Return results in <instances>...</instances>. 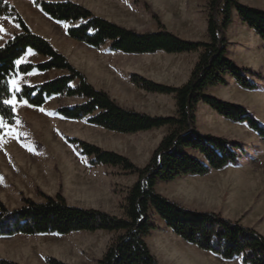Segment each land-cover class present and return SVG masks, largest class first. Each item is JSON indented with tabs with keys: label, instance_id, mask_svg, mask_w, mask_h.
Returning a JSON list of instances; mask_svg holds the SVG:
<instances>
[{
	"label": "trees",
	"instance_id": "16d2710c",
	"mask_svg": "<svg viewBox=\"0 0 264 264\" xmlns=\"http://www.w3.org/2000/svg\"><path fill=\"white\" fill-rule=\"evenodd\" d=\"M35 4L51 19L71 24L68 36L87 46L100 49L109 44L112 51L125 54L199 53V59L189 81L179 87L159 84L137 74L131 76V82L148 93L173 95L176 116H152L126 109L107 92L96 89L48 39L32 32L14 7L0 0V17L13 18L21 28L19 34L0 47V120L12 126L17 119L15 110L5 104V100L15 97L31 107L42 108L49 99L64 96L80 100L75 105L57 108L56 114L66 120H85L89 125L125 135L169 127L168 134L143 168L114 151L67 138L83 156L92 159V166L120 167L126 174L138 176L121 205L123 217L99 209L72 206L61 188L56 196L40 192L43 203L22 196L23 206L14 210L0 200V238L114 232L118 236L98 264H161L146 242V237L156 230L153 215H157L176 236L200 250L227 261L241 258L242 264H264V235L221 214L182 207L156 190L159 182L206 176L214 170L237 166L249 155L242 143L205 135L197 129L200 104L209 106L227 120L245 123L264 140V126L248 107L206 93L210 87H229L231 79L245 90L260 89L257 81L264 82L263 74L241 68L229 58L227 32L237 15L264 43V9L240 0H208V41H190L168 31L157 16L158 31L139 33L97 16L71 0H36ZM28 50L46 60L17 65L16 61ZM52 70H63L67 74L37 85H23L19 92L13 93L10 82L19 75ZM190 150L200 157L190 154ZM46 261L47 264H68L53 257ZM0 264L21 263L0 259Z\"/></svg>",
	"mask_w": 264,
	"mask_h": 264
},
{
	"label": "rangeland",
	"instance_id": "374dc122",
	"mask_svg": "<svg viewBox=\"0 0 264 264\" xmlns=\"http://www.w3.org/2000/svg\"><path fill=\"white\" fill-rule=\"evenodd\" d=\"M35 1L4 0L18 11L34 33L48 38L52 45L78 70L81 71L83 66L90 62L92 56L95 58L110 56L104 59L105 63L120 61L118 55L109 53V45L103 47L101 51H91L85 44L72 40L67 34L71 24L57 25L45 19ZM71 1L84 5L97 16L115 21L137 32L148 31L153 25L158 26L159 29L155 16L167 30L180 35H187L189 28L200 30L208 19V0ZM243 1L257 6L256 8L264 9V0ZM11 20L15 22L13 18ZM11 35L13 37L14 33ZM227 38L230 59L238 57L240 50L250 48L249 45L254 41V37L249 31H245L244 24L237 15L234 16L233 25L227 32ZM243 39L248 40L247 44H244ZM257 47L259 51H262L264 44L259 43ZM183 63L182 59L159 56L140 63L137 67H141L147 73L146 75L154 79L166 80L165 74H177L173 71L171 73L169 66ZM260 65L261 70L251 69L264 76L262 59ZM62 74L66 72L33 73L27 77L19 75L13 80L18 81L21 89L23 85H37L60 77ZM93 75L96 77L94 81L97 86L105 88V92L112 98L120 100L117 103L121 106L150 114L168 112L171 109L172 101H162L155 94L134 85L131 82L133 74ZM257 82L260 84L259 90H264V82ZM231 91V98L240 102L237 104L243 105V102L248 104L250 111L256 109L255 104L263 101L262 97L257 95H244ZM12 101L15 104L17 119L14 125L8 126L14 134L8 135V129H0V137H2L0 140V200L6 207L10 210L21 208L22 196L36 202H44L40 192L56 196L62 188L64 197L72 206L99 209L123 217L121 205L128 190L117 182L121 177L132 174H126L120 167L92 166V159L83 156L78 147L67 142V138L86 141L141 163L157 149L161 142V134L155 132L147 135L121 136L89 125L85 120L70 121L56 114L59 107L79 103L80 100L77 98L53 97L42 108L31 107L25 101L19 102L15 97ZM254 115L257 118V115ZM259 122L264 126L262 121ZM223 128L224 131L222 129V132L216 131L213 136L242 143L249 155L243 158L239 165L214 170L203 179H185L168 184L163 187L167 196H163L187 209L213 212L227 218L224 215L226 209L221 204L220 195L217 190H214V187L220 186L225 194L223 200L229 197L237 203L226 212L230 215L227 219L241 222L244 226L253 228L264 235V211L259 217L261 210H264V182L263 185L259 183V176L264 179V143L258 142L257 146L251 147L246 137H233V127ZM189 153L197 158L200 157L191 150ZM248 200L250 206L241 214V219L233 220L231 217L239 214H237L238 203L248 202ZM153 222L156 230L146 237V242L158 261L161 264H194L193 261L189 262L198 255L197 251L191 248L193 245L186 243L166 226L161 225L157 215H153ZM117 236L118 234L114 232H96L74 233L66 236L50 234L3 237L0 238V259L13 260L21 264H47V258L53 257L68 264H98Z\"/></svg>",
	"mask_w": 264,
	"mask_h": 264
},
{
	"label": "crops",
	"instance_id": "0c3cea01",
	"mask_svg": "<svg viewBox=\"0 0 264 264\" xmlns=\"http://www.w3.org/2000/svg\"><path fill=\"white\" fill-rule=\"evenodd\" d=\"M49 1L56 2V1H60V0H49ZM240 1L246 5L251 6V7H257L255 5L246 3L243 0H240ZM42 15H43V17H45V19H48L49 21L53 22L54 24H57V25L69 24V23H65V22L55 21V20L51 19L50 17H48L44 13ZM11 19L12 18H10L8 16L0 17V26H3L4 29H6V34L0 33V47H2L9 39H11V37H12L11 33H14V35H15V34H19L21 32L20 26L15 27L14 25H18V24L15 22H12ZM107 20H109V19H107ZM109 21H112V20H109ZM112 22L117 23L115 21H112ZM117 24L121 25L120 23H117ZM121 26L125 27L124 25H121ZM126 28H128V27H126ZM128 29H131V28H128ZM244 29L247 32L249 31V33L254 37L253 38V40H254L253 44H250V45L248 44L250 46V48H248L246 50H240L238 57L237 56L232 57V60L235 61L236 63H238V65L242 68H247V69L253 68V69L261 70L260 69V66H261L260 60L262 59L264 61V49L262 51H259L257 46L259 43H263V42L261 41L260 37L256 34V32L254 30L249 29L248 26L245 24H244ZM156 31H158V26L153 25L150 30L144 31V32H139V33H151V32H156ZM32 32H34V31L32 30ZM170 32L175 34L176 36L184 39V40L208 41V19H207V22L205 23L204 27L201 28L200 30H197V28H192V29L189 28L186 32L187 35H180V34H177L173 31H171V30H170ZM37 35H40V36L46 38L44 35H41V34H37ZM242 36H244V35H242ZM46 39H48V38H46ZM242 41H244V44H247L246 41H248V40L243 39ZM85 46L88 49H90L91 51H101V49H103V47L100 49H96V48H93V47H90L87 45H85ZM106 46H104V47H106ZM109 48H110V46H109ZM109 53L114 54V55H118L120 61L118 63H116V62L105 63L104 59L108 58L110 56L106 55L103 58H95L94 56H92V57H90V59H91L90 62L86 66H83V68L81 70V72L83 74L87 75V77L90 80V83L98 90L106 91L105 88L97 86V83L95 82L96 77H94L93 74H142V75H144L143 76L144 78L151 80V81H154L156 83L164 84V85H168V86L179 87V86L186 84L189 81L191 73H192V71H193V69H194V67H195V65L199 59V53L167 54L163 51H160V52H157L155 54H125L122 52H114L111 49H109ZM159 56L162 58L182 59V60H184V63L181 65H177V66H175V65L169 66L171 73L173 71L174 73H177V74H165L166 80L163 78L154 79L153 77L146 75L147 73L144 72L140 66L139 67L141 69L137 67L140 63L150 61V60L155 59L156 57H159ZM20 60L23 61L21 64H26V63L38 64V63L45 61L46 58L35 53V52H33V51H31V50H28V52ZM52 71L53 72H66L63 70H52ZM52 71H49V72H52ZM49 72L41 73L38 71H33L31 73L32 74L33 73L45 74V73H49ZM66 74H67V72H66ZM62 75H65V74H62ZM22 76L27 77V76H29V74L22 75ZM167 76H168V78H167ZM170 76H171V78H170ZM231 90L237 91L240 94H244V95H257L258 97H262L263 101L257 103V105L255 104L256 109H252L251 112H253L254 114L257 115V118L259 121H262L264 123V90L248 91V90H245L242 87H240L234 79H231V84L229 87H220V86L219 87H210L206 90V93L208 95L214 96L216 98L222 99V100L227 101V102L236 103V104L240 103L238 101H235L234 98H231V95H230V93L232 92ZM155 96L162 99V101H164V100L172 101V106H171L170 111L161 112L159 114H150L148 112H143V113H146V114H149L152 116H176L177 107H176V101H175V98L173 95L155 94ZM55 97H58V96H55ZM112 99L116 100V102H118V103L120 102V100H118V99H115V98H112ZM243 105L248 107V104H245L244 102H243ZM122 107H124L126 109L136 110V109H133L131 107L124 106V105H122ZM136 111H139V110H136ZM221 126H222V128H221ZM225 126L234 128L233 129L234 130V132H233L234 136L233 137H235V138L246 137L247 142L251 147L257 146L258 142L264 143V140L262 138H260L258 136V134H256L254 131H252L245 123H236V122H232L230 120H227V119L221 117L220 115H218L209 106H206L204 104H200L198 106L197 129L202 134L214 135L216 133V131L222 132L221 129L224 131L223 127H225ZM155 132H158L161 134V141H162V139L168 134L169 127L166 126V127L160 128V129H155V130L147 131V132H140V133H137L134 135H125V134H119V133H116V134L121 135V136H137V135H147V134H151V133H155ZM112 133H115V132H112ZM152 154L151 155L149 154L147 156L146 160H144V162H141V163H139L137 160H133V158H131V160L138 167H145L148 164ZM207 176L208 175L186 177V178H182V179H177L175 181H181V180H185V179H203ZM137 180H138L137 175H128V176L121 177L117 183L123 187H126L127 190L129 191V189L137 182ZM175 181H173V182H175ZM259 181H260L259 182L260 185L261 184L263 185V182H264L263 177L261 178V176H259ZM173 182H159L156 186L157 192L161 195L167 196L166 193L164 192L163 187H165L166 185L171 184ZM214 190L215 191L217 190V192L219 193L220 198H221V204H223V207L226 209V212H228L229 208L236 206L237 203H234V201L229 197H227L225 201L223 200L225 194L223 192L222 187H220V186L214 187ZM37 203H43V202L40 201ZM238 204H239V206H238L239 210H238L237 214L238 213L239 214L237 216L231 217L235 221L240 220L241 214L244 213L246 211V209H248L250 206L249 200H248V202L243 201V202H239ZM263 211L264 210H261L259 217H260V215H262ZM226 212L224 211V215L227 218H230V215H227L228 213H226ZM123 216H124V214H123ZM157 217L160 219L159 223L161 225H164L167 227L165 221L162 220L159 216H157ZM170 231H172V230H170ZM191 248L196 250L198 255L193 260H190L189 261L190 263H192L191 261H193L194 264H242L241 258H236L232 261H227V260H224L221 257L214 255L210 252L200 250L196 246H191Z\"/></svg>",
	"mask_w": 264,
	"mask_h": 264
},
{
	"label": "snow or ice",
	"instance_id": "6c2138e0",
	"mask_svg": "<svg viewBox=\"0 0 264 264\" xmlns=\"http://www.w3.org/2000/svg\"><path fill=\"white\" fill-rule=\"evenodd\" d=\"M14 26L15 27H19V25H14ZM0 33H5L6 34V29H4L3 26H0ZM22 62H23L22 60L18 59L16 61V64L19 65ZM31 74L32 73H29V75H31ZM10 83L12 85V89H13V93L14 94L16 92H19L21 90L20 87H19V85H18V81L13 80ZM4 103L12 106L13 107V110H15V104H14V102L12 100H5ZM40 111H44V110L43 109H40ZM0 129H8V131H7V134L8 135H13L14 134L13 131L9 128V126L4 121H2V120H0ZM0 140H2V137H0ZM29 150H31V149H29Z\"/></svg>",
	"mask_w": 264,
	"mask_h": 264
}]
</instances>
